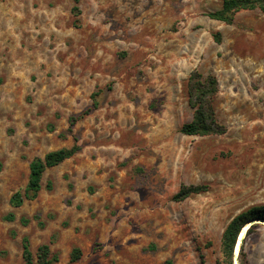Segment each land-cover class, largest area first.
Wrapping results in <instances>:
<instances>
[{"label":"rangeland","instance_id":"374dc122","mask_svg":"<svg viewBox=\"0 0 264 264\" xmlns=\"http://www.w3.org/2000/svg\"><path fill=\"white\" fill-rule=\"evenodd\" d=\"M222 4L0 0V264H25V238L55 264H217L231 220L264 206V12L209 18ZM194 71L219 81L223 135L181 132ZM75 138L26 198L33 159ZM190 185L209 189L176 202ZM252 226L247 261L264 264Z\"/></svg>","mask_w":264,"mask_h":264},{"label":"trees","instance_id":"16d2710c","mask_svg":"<svg viewBox=\"0 0 264 264\" xmlns=\"http://www.w3.org/2000/svg\"><path fill=\"white\" fill-rule=\"evenodd\" d=\"M260 10L264 12V0H223L222 7L219 10L208 13L209 18L232 24L236 15L242 11ZM219 93V81L213 74L203 75L199 71H194L188 80V97L189 105L193 109V118L190 122L185 123L181 132L187 136H210L223 135L227 132V128L221 124L217 117L215 101ZM88 109L79 116H73L70 119L69 133L73 132V127L85 115L89 114ZM81 146L75 138V144L71 148H63L49 152L44 158L36 157L30 164L29 184L25 191V197L34 199L41 190L42 176L46 169L55 167L65 160L72 158L80 152ZM51 187V186H50ZM207 185H190L183 186L181 190L174 196L176 202H182L189 197L207 192ZM24 198L20 192L15 193L10 203L13 207H20ZM14 215L10 214L6 219L14 220ZM252 220L264 221V206L251 208L240 213L226 227L221 240V259L217 264H235V248L238 238L244 226ZM24 225L28 224L27 219H23ZM253 226L248 229V234ZM81 252L74 249L71 254V261L76 262L80 259ZM23 258L25 264H55L58 257L55 256L49 245H41L38 248L36 258L30 250V243L27 238L23 242ZM240 264H248L245 252L244 242L239 252ZM166 264H172L167 261Z\"/></svg>","mask_w":264,"mask_h":264},{"label":"water","instance_id":"95a60500","mask_svg":"<svg viewBox=\"0 0 264 264\" xmlns=\"http://www.w3.org/2000/svg\"><path fill=\"white\" fill-rule=\"evenodd\" d=\"M254 223H257L256 220H252V221L248 222L244 227H246L248 224H249V227H250V226L253 225ZM248 229H249V228H248ZM243 230H244V228H243ZM243 230H242V231H243ZM242 231H241V233H240V236H241V234H242ZM245 234H246V232H245ZM240 236H239V238H238L237 245H236V248H235V257H236V259H235V264H239L237 258H238V256H239L240 247H241L242 242H243V239H244V238H243L242 240H240ZM237 249H238V253L236 254Z\"/></svg>","mask_w":264,"mask_h":264},{"label":"bare ground","instance_id":"6f19581e","mask_svg":"<svg viewBox=\"0 0 264 264\" xmlns=\"http://www.w3.org/2000/svg\"><path fill=\"white\" fill-rule=\"evenodd\" d=\"M256 222H264V221H262V220H256ZM248 228H249V224L244 228V230L242 231V234H241V236H240V240H242L243 238H244V235H245V232L248 230ZM238 253V249H237V251H236V254Z\"/></svg>","mask_w":264,"mask_h":264}]
</instances>
